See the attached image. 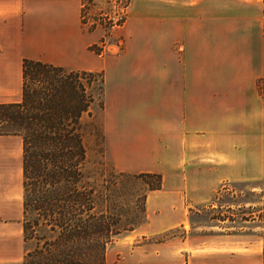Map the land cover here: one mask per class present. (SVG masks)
<instances>
[{
  "label": "crops",
  "instance_id": "obj_1",
  "mask_svg": "<svg viewBox=\"0 0 264 264\" xmlns=\"http://www.w3.org/2000/svg\"><path fill=\"white\" fill-rule=\"evenodd\" d=\"M207 2L131 0L123 49L99 56L81 0H0V104L20 100L23 60L101 71L115 170L161 177L145 222L124 239L181 236L131 245L123 264H264V226L191 228L190 215L224 185L264 191V0L231 19ZM18 225L22 237L0 201V264L22 262Z\"/></svg>",
  "mask_w": 264,
  "mask_h": 264
},
{
  "label": "trees",
  "instance_id": "obj_2",
  "mask_svg": "<svg viewBox=\"0 0 264 264\" xmlns=\"http://www.w3.org/2000/svg\"><path fill=\"white\" fill-rule=\"evenodd\" d=\"M84 1L95 5L81 0L83 24ZM104 27L111 29L108 22ZM89 49L103 53V47ZM21 77L20 100L0 104V138L21 140L22 237L32 244L21 264H103L107 247L145 222L146 195L161 188V177L116 172L118 179L146 180L141 218L122 222L108 208L100 210L90 183L85 118L103 96L102 74L23 60ZM117 178L105 180V189Z\"/></svg>",
  "mask_w": 264,
  "mask_h": 264
},
{
  "label": "rangeland",
  "instance_id": "obj_3",
  "mask_svg": "<svg viewBox=\"0 0 264 264\" xmlns=\"http://www.w3.org/2000/svg\"><path fill=\"white\" fill-rule=\"evenodd\" d=\"M248 2L249 0H208L206 7L210 11L224 8L226 18L231 19L237 11L239 14L241 10H244ZM83 4L85 5L86 21L83 31L91 39L90 47H103L102 55L105 53L119 54L123 49L124 30L129 23L131 0H117V3L115 0L109 3L96 0L95 7L90 6L86 1ZM110 11L111 13H122L123 23L120 27H114L108 31L104 28L103 22H100L102 26L99 24L97 18L103 20L107 16L112 17L113 14H106ZM95 22L97 25L92 26ZM103 103L104 89L100 101L91 109L92 116L85 118L88 131L86 147L90 183L95 189L100 210L108 208L115 215V219L119 218L122 222L131 221L134 218L139 219L141 218L139 211L148 189L147 182L145 179L131 180L116 177V172H119L113 166L103 134ZM125 174L135 175L137 173ZM116 178L119 182L105 189V180L116 182ZM21 181V140L18 137L0 138V201L8 207L13 215H17V222L22 220ZM261 188L262 183L224 185L211 204L197 207V211L190 215L191 228L201 230L203 227L219 226L223 231L232 233L238 231L240 227L250 229L251 226H264V191ZM116 216L118 217L116 218ZM252 221L255 222L251 223ZM17 231L19 233V251L24 254L27 249L32 247V244L26 245L22 242L19 225ZM178 233H180L179 230L142 239L138 238V234L124 239L128 235L122 234L107 247L103 264H123L126 259L124 251L130 249L131 245L153 246L173 234L181 236Z\"/></svg>",
  "mask_w": 264,
  "mask_h": 264
},
{
  "label": "built area",
  "instance_id": "obj_4",
  "mask_svg": "<svg viewBox=\"0 0 264 264\" xmlns=\"http://www.w3.org/2000/svg\"><path fill=\"white\" fill-rule=\"evenodd\" d=\"M94 1L96 3V0H94ZM102 1L105 2V3H109V2L114 1V0H99V2H102ZM115 2L117 3V0H115ZM93 7H95V5ZM84 12H85V10H84ZM106 14L107 15H112L113 14V16L112 17L107 16L106 19H103V20L97 18V20L99 21V23L100 22H103L102 23L103 26H104V23H106V22H108L109 25H111V29H113L114 27H120L122 25V23H123L122 13L121 14L119 12H116V13L113 12V13H111V11H110V12H106ZM99 15H100V13H99ZM80 18H81V13H80ZM81 23H82V19H81ZM96 23L97 22H95L94 24H92V26L97 25ZM85 24H86V21H85V16H84V24L82 23V25H85ZM110 30H108V31H110Z\"/></svg>",
  "mask_w": 264,
  "mask_h": 264
}]
</instances>
